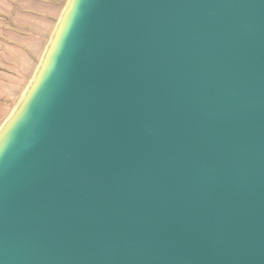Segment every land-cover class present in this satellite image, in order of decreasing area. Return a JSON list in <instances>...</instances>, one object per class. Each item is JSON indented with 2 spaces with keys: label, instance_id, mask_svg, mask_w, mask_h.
Masks as SVG:
<instances>
[{
  "label": "water",
  "instance_id": "obj_1",
  "mask_svg": "<svg viewBox=\"0 0 264 264\" xmlns=\"http://www.w3.org/2000/svg\"><path fill=\"white\" fill-rule=\"evenodd\" d=\"M0 264H264V0H65L0 124Z\"/></svg>",
  "mask_w": 264,
  "mask_h": 264
},
{
  "label": "crops",
  "instance_id": "obj_2",
  "mask_svg": "<svg viewBox=\"0 0 264 264\" xmlns=\"http://www.w3.org/2000/svg\"><path fill=\"white\" fill-rule=\"evenodd\" d=\"M64 2L65 0H0V124L29 80L50 34L49 29L54 26ZM36 54L37 61L27 77L30 66L27 60ZM15 91L19 92L12 105L7 108L2 100L7 101L10 92Z\"/></svg>",
  "mask_w": 264,
  "mask_h": 264
},
{
  "label": "rangeland",
  "instance_id": "obj_3",
  "mask_svg": "<svg viewBox=\"0 0 264 264\" xmlns=\"http://www.w3.org/2000/svg\"><path fill=\"white\" fill-rule=\"evenodd\" d=\"M59 7H61V5L59 6ZM60 11V10H59ZM52 28L53 27H50V29L49 30H52ZM51 32V31H50ZM45 40V39H44ZM44 45V41H43V43H42V46ZM37 58H38V54H36V56H34L33 58H30V60H27V64H28V61L30 62V66L28 67V69H27V73H26V76L28 77L29 76V72L31 71V69H32V67H33V65L36 63V61H37ZM26 77V78H27ZM20 87H21V84H20V86H19V91H20ZM19 91H15V92H10V97H9V99L6 101V99H3L2 101H4L5 102V106L7 107V108H9L11 105H12V103L14 102V100H15V98H16V96H17V94H18V92ZM7 108L5 109V110H7ZM5 114V113H4ZM3 114V115H4ZM2 115V116H3ZM2 118H0V120H1Z\"/></svg>",
  "mask_w": 264,
  "mask_h": 264
}]
</instances>
